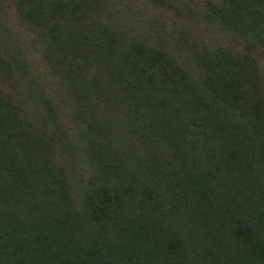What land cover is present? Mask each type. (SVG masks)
<instances>
[{
    "label": "trees",
    "instance_id": "obj_1",
    "mask_svg": "<svg viewBox=\"0 0 264 264\" xmlns=\"http://www.w3.org/2000/svg\"><path fill=\"white\" fill-rule=\"evenodd\" d=\"M192 1L0 0V264H264V0Z\"/></svg>",
    "mask_w": 264,
    "mask_h": 264
},
{
    "label": "rangeland",
    "instance_id": "obj_2",
    "mask_svg": "<svg viewBox=\"0 0 264 264\" xmlns=\"http://www.w3.org/2000/svg\"><path fill=\"white\" fill-rule=\"evenodd\" d=\"M199 2H201L202 4V7H204V3L205 1L204 0H193L192 3L195 5V4H198ZM11 14V13H10ZM11 26L13 28V31L16 33V34H22L23 31L22 29L20 28L19 26V22L15 19L14 15H11ZM24 46L26 47V51L28 53V57L31 59V60H36V61H40V58L41 56L39 54H37L31 44V39H28V38H25V41H24ZM49 79V78H48ZM52 88H54V86H50L49 89L51 90ZM48 89V90H49ZM60 115L62 117V121L64 123V107L61 108L60 110ZM67 124H69V120H67L66 122ZM71 133H73L71 131ZM82 156V155H81ZM80 156V157H81ZM83 160V164L82 165H79L77 166V169H76V176L79 178H87L88 175L91 173V167L89 166V164L86 162V160L84 158H82Z\"/></svg>",
    "mask_w": 264,
    "mask_h": 264
}]
</instances>
